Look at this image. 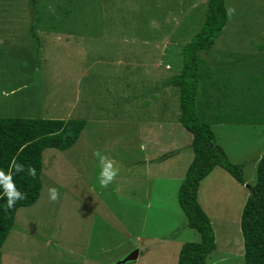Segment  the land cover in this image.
Segmentation results:
<instances>
[{
	"label": "rangeland",
	"instance_id": "rangeland-1",
	"mask_svg": "<svg viewBox=\"0 0 264 264\" xmlns=\"http://www.w3.org/2000/svg\"><path fill=\"white\" fill-rule=\"evenodd\" d=\"M33 1L0 0V117L85 125L68 150L42 152L39 196L16 210L0 264H115L135 249L124 264H175L181 244L199 236L176 203L192 153L177 91L166 83L206 0ZM224 9L221 33L197 55L196 109L252 186L264 154V0H224ZM225 113L229 123L213 124ZM97 150L120 169L106 189ZM245 185L220 168L199 182L215 244L204 264H243ZM49 187L59 190L57 202Z\"/></svg>",
	"mask_w": 264,
	"mask_h": 264
},
{
	"label": "trees",
	"instance_id": "trees-1",
	"mask_svg": "<svg viewBox=\"0 0 264 264\" xmlns=\"http://www.w3.org/2000/svg\"><path fill=\"white\" fill-rule=\"evenodd\" d=\"M33 2L29 0L31 8ZM225 23L224 0H206L202 24L181 47L178 74L170 76L166 83L177 91V122L190 134L189 149L192 153V158L177 187L176 203L185 218V226L199 236L198 242L183 243L180 246L175 264H204L206 257L215 249L208 218L197 202L199 182L213 168L218 167L237 184L245 185L243 165L228 161L225 152L215 141L209 124L200 120L196 109L200 71L197 55L209 49ZM30 33L37 54L38 38L33 28H30ZM226 116L229 117V114L225 113V119ZM84 125L85 122L81 119L62 121L0 117V169L8 172L13 159L26 167L30 165L36 169L35 178L29 176L27 171L13 176L17 188L27 197L17 202L13 210L6 208V198H3V189L0 188V247L12 227L16 210L31 206L39 196L42 151L68 150L76 142ZM169 155L171 153L167 156ZM246 188L248 196L239 217L242 260L243 264H264V154L256 161L254 184Z\"/></svg>",
	"mask_w": 264,
	"mask_h": 264
},
{
	"label": "clouds",
	"instance_id": "clouds-1",
	"mask_svg": "<svg viewBox=\"0 0 264 264\" xmlns=\"http://www.w3.org/2000/svg\"><path fill=\"white\" fill-rule=\"evenodd\" d=\"M235 8L229 7L226 10V16L231 18L235 14ZM93 155L97 158L99 164L98 183L101 188H108L119 175L120 169L116 161L112 158L103 155L99 150L95 151ZM27 171V174L33 178L36 176V169L32 166H25L18 163L15 159L10 164L8 172L0 169V188L3 189V198H6V208L13 210L19 201L25 200L26 194L21 192L15 183L14 175H19ZM48 197L50 202H57L60 198L59 190L55 187L48 188Z\"/></svg>",
	"mask_w": 264,
	"mask_h": 264
},
{
	"label": "crops",
	"instance_id": "crops-1",
	"mask_svg": "<svg viewBox=\"0 0 264 264\" xmlns=\"http://www.w3.org/2000/svg\"><path fill=\"white\" fill-rule=\"evenodd\" d=\"M180 17H181V18H180L179 21L182 22V16H181V14H180ZM202 18H203V17H202ZM29 31H30V28H29ZM2 92H3V90H1L0 95L2 94ZM224 115H225V114H224ZM229 118H230V117H229ZM224 120H225V118L222 116V121H221V122L218 121L217 119H215V121L213 122V124H227V123H229V122H225ZM81 131H82V130H81ZM79 135H80V133H79ZM78 137H79V136H78ZM77 139H78V138H77ZM216 142H217V141H216ZM217 144H218V143H217ZM73 145H74V144H73ZM218 145L220 146V144H218ZM221 148H222V147H221ZM45 150H46V149H45ZM53 150H54V149H53ZM42 152H43V151H42ZM61 152H62V151H61ZM217 168H218V167H215V168H213V170H215V169H217ZM213 170H212V171H213ZM212 171H211V172H212ZM211 172H210V173H211ZM40 173H41V172H40ZM210 173H209V174H210ZM209 174H208V175H209ZM208 175H207V176H208ZM207 176H206V177H207ZM206 177H205V178H206ZM181 179H182V178H181ZM180 181H181V180H180ZM244 182H245V181H244ZM197 202H198V204L200 205V207H202L201 204H200V202H199V194H198V193H197ZM208 217H209V216H208ZM208 219H209V218H208ZM209 224H210V219H209ZM237 225L239 226V223H237ZM238 229H239V228H238ZM213 230H214V229H213ZM238 233H239V236H240L241 246H242V237H241V234H240V229H239V232H238ZM182 244H183V243H182ZM182 244H181V245H182ZM179 248H180V247H179ZM136 250H137V249H136ZM241 250H242L241 253H243V247H241ZM178 251H179V249H178L177 252H176V257H177V253H178ZM138 253H139V252H138V250H137V256H138ZM137 256H136V258H137ZM135 260H136V259H135ZM123 264H124V263H123Z\"/></svg>",
	"mask_w": 264,
	"mask_h": 264
},
{
	"label": "water",
	"instance_id": "water-1",
	"mask_svg": "<svg viewBox=\"0 0 264 264\" xmlns=\"http://www.w3.org/2000/svg\"><path fill=\"white\" fill-rule=\"evenodd\" d=\"M136 256H137V250L135 249V250H132L131 252H129L123 259L116 262L115 264H123L126 262H131V261L136 259Z\"/></svg>",
	"mask_w": 264,
	"mask_h": 264
}]
</instances>
